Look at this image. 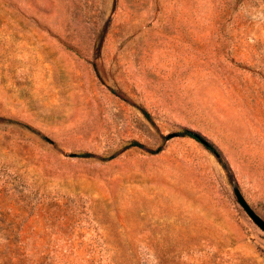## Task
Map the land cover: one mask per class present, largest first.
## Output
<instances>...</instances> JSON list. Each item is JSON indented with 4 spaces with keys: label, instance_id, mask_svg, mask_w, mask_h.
Here are the masks:
<instances>
[{
    "label": "rangeland",
    "instance_id": "374dc122",
    "mask_svg": "<svg viewBox=\"0 0 264 264\" xmlns=\"http://www.w3.org/2000/svg\"><path fill=\"white\" fill-rule=\"evenodd\" d=\"M234 188L264 221V0H0V264H264Z\"/></svg>",
    "mask_w": 264,
    "mask_h": 264
},
{
    "label": "water",
    "instance_id": "95a60500",
    "mask_svg": "<svg viewBox=\"0 0 264 264\" xmlns=\"http://www.w3.org/2000/svg\"><path fill=\"white\" fill-rule=\"evenodd\" d=\"M169 136L168 138H171ZM235 198L237 203L242 207L248 217L252 220V222L264 233V221L250 208V206L246 203L238 189H233Z\"/></svg>",
    "mask_w": 264,
    "mask_h": 264
},
{
    "label": "trees",
    "instance_id": "16d2710c",
    "mask_svg": "<svg viewBox=\"0 0 264 264\" xmlns=\"http://www.w3.org/2000/svg\"><path fill=\"white\" fill-rule=\"evenodd\" d=\"M183 135L193 139L197 143L201 144L206 150L210 151L215 156L219 157L217 150L211 144H209L200 134L192 131H185Z\"/></svg>",
    "mask_w": 264,
    "mask_h": 264
}]
</instances>
